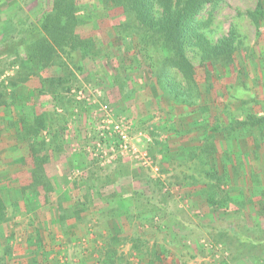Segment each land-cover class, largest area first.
<instances>
[{"label": "rangeland", "instance_id": "rangeland-1", "mask_svg": "<svg viewBox=\"0 0 264 264\" xmlns=\"http://www.w3.org/2000/svg\"><path fill=\"white\" fill-rule=\"evenodd\" d=\"M82 2L83 17L89 16L94 23L104 21L105 29L109 27V36L101 41L103 51L84 55L75 50L71 56L60 51L59 63L42 68L39 77L28 76L24 86L43 88L49 78L70 75L71 92L61 86L56 90L46 87L48 93L36 91L21 110V82L17 84L16 105L9 108V114L4 107L6 116L47 113L48 125L41 137L53 143L47 151L48 161L60 182L72 189L70 196L64 187L57 207L64 208L69 197L77 200L64 208L60 232L41 228L57 239L45 243L53 247L45 251L39 247L38 211H28L19 201H25L24 195L15 198L12 191L14 202L6 204L0 222V264H95L105 240L114 234L121 236L116 247L128 264H146L147 255L155 250L161 264H252L253 253L236 240H214L215 225L240 214L250 225L258 220L264 226V184L259 183H264V133L258 126L232 130L228 123L232 117L248 120L251 114L264 116V23L261 33L248 14L256 9L258 0H223L212 12L205 28L208 38L216 43L233 31L237 51L233 63L215 68L202 65L200 53L189 51L201 92L193 106L162 95L148 62L133 50L126 51L132 38L119 40L115 36L110 26L118 14L112 9L106 14L109 0ZM51 3L0 0V82L8 83L12 77L20 80L11 44L31 36L34 30L39 36L40 20ZM209 9L201 17H210ZM8 27L15 31L7 34ZM4 35L8 38L2 42ZM57 93L63 98H56ZM107 114L130 121L133 136L143 131L151 138L137 145L149 152L158 171L129 157L108 163L94 154L98 142L110 154V145L117 141L99 130ZM219 139L224 146L222 142L217 145ZM211 143L217 150L209 154L205 150ZM232 147L237 149L236 155H231ZM222 153L224 163L218 159ZM210 194L221 206L209 202ZM92 207H97L93 212L99 217L94 214L83 220L82 213ZM42 222L50 224L46 219ZM81 224H85L81 232L74 234ZM34 246L37 252L29 253Z\"/></svg>", "mask_w": 264, "mask_h": 264}, {"label": "trees", "instance_id": "trees-1", "mask_svg": "<svg viewBox=\"0 0 264 264\" xmlns=\"http://www.w3.org/2000/svg\"><path fill=\"white\" fill-rule=\"evenodd\" d=\"M82 1L84 0H52L50 7L40 20L41 25L37 29L39 36L34 30L31 31V36L34 34L32 37H25L20 42H12L11 45H14L12 50L16 53L14 62H17L20 68L17 71L19 75L17 78L20 80H17L16 77L10 78L8 83L13 87H10L5 80L0 82V105L6 107L8 114L10 113L9 108L16 105L17 84L21 82H23L21 92L23 105L31 101L36 91L39 95L48 93L46 87H53L56 90L61 86L65 91L71 92L73 85L68 79L70 75L68 78L67 76L49 78L48 82L44 81L47 83H43V88L35 89V87L32 88L33 86H24V82L27 84L30 80L28 76L34 74L39 77V71L42 68L59 63L58 53L60 51L69 56L75 50H81L84 55L103 51L104 43L101 41L109 36V27L105 29L107 23L104 21L103 23L98 21L96 24L91 21L89 16L87 18L84 16V18L80 14L82 4H85ZM222 1L109 0L110 5L106 14H109L108 11L111 9L118 14L116 22L110 27L119 40L126 36L132 38L131 46L126 47V51L129 53L133 50L143 57L145 63L148 62L158 91L171 100L193 106L197 103L201 92L197 66L192 61L189 51L194 50L195 53H200L201 64H209L213 68L219 65L229 66L233 63L237 51L233 31L220 38L216 43L210 41L205 32V28L210 23L212 12ZM209 7L210 17H201L203 11ZM248 14L260 29L264 23V0H258L256 9L249 11ZM260 30L262 33V29ZM12 31L15 29L8 27L6 33L10 34ZM7 38L4 35L2 42H5ZM70 72L74 75L72 71ZM207 72L209 71L207 70ZM206 80H209V77H206ZM61 96L57 93L56 98L62 99ZM32 106L34 105L32 104ZM15 115L17 116V114ZM248 118V120H242L232 117L228 123L232 130L241 129L244 126H258L264 133V116L251 114L248 115ZM13 125L17 128L18 137L26 139L30 148V158L33 164L32 182L23 187V192L28 211H35L48 204L49 193L54 191L45 170V164L49 160L47 151L53 143H47L41 137V131L48 125L47 113L42 111L37 114H23L22 117L20 116L19 122L16 121ZM216 150L217 147L211 143L205 151L211 154ZM255 175L258 174L255 173ZM217 181H221L219 176ZM215 186L216 184L213 185V188ZM213 195L208 196L209 202L212 205L221 206V202L215 200ZM5 207L6 204L0 193V222L3 220ZM58 208L60 216L65 219V207L58 204ZM113 212H115L114 209ZM235 212L237 211L235 210ZM80 213L81 210L78 214L80 215ZM239 213L242 211L239 210ZM245 219V216L240 214L238 217H230L226 223L215 225L217 236L214 241L236 240L248 253H253L250 259L252 264H264V226L258 220L250 225ZM120 238L121 236L114 234L105 240L104 247L99 253L100 257L95 264H128L116 247V242ZM133 245L134 248H137L135 244ZM147 256L146 264H161V256L157 250Z\"/></svg>", "mask_w": 264, "mask_h": 264}, {"label": "crops", "instance_id": "crops-1", "mask_svg": "<svg viewBox=\"0 0 264 264\" xmlns=\"http://www.w3.org/2000/svg\"><path fill=\"white\" fill-rule=\"evenodd\" d=\"M19 108H24L25 105L22 104V99L19 98ZM5 106H0V190L1 191V197L5 204H11L14 202V198L11 196L12 191L16 192L15 198H21L24 195L23 187L30 184L32 182V176H31V169L33 167L31 152L30 148L28 146V141L26 139H23L22 137H18V131L16 126L13 124L17 121L19 122L20 116L23 115L22 112H18L17 116L13 115H4V108ZM212 136V135H210ZM222 139H219L217 141V145L220 144ZM222 145L224 146V143L222 142ZM236 150L234 147L230 149V152H234L231 155H236ZM226 151V149H224ZM221 152V151H220ZM195 154V153H194ZM211 157V156H210ZM219 161L221 160L223 163L226 161L224 153H222V157H218ZM218 161V160H217ZM262 169V167H260ZM259 169L258 171H260ZM45 170L52 182V187L54 191L49 193V202L48 204L38 208L36 211L38 217V223L36 224V227L38 228L37 231H39V236L42 238V241H39V247L41 245V249H46L48 251L53 250V247L47 245L45 246V243H55L57 242V239L53 237L54 233H49L47 229H41L45 228L47 226L49 229L51 228V231L54 232H60V210L57 207V200L58 195L63 193L64 187L65 189L70 190V196H72V189H70V185L63 184L60 182L59 175L57 174V170L52 166L51 160L48 161L45 164ZM262 172L264 170L262 169ZM262 182V181H261ZM260 184H264L261 183ZM264 182V181H263ZM58 188L60 189V193H58ZM10 192V194H9ZM11 197V198H10ZM71 198V200H70ZM77 199L69 197L68 202L64 203L65 208L68 207V205H71L73 202H75ZM20 203L25 205L24 198L19 200ZM97 207H92L88 211H84L82 213L81 218L84 220L87 217L93 216L94 214L97 216L96 213L93 212V210ZM248 212L250 213V209H248ZM99 217V215L97 216ZM44 219L46 221L50 222V224H45L42 222ZM42 220V221H41ZM72 220V219H71ZM70 220V221H71ZM42 222V223H41ZM85 224L79 225V227L75 228L74 234L77 235V233L81 232L82 227H84ZM42 226V227H41ZM80 229V230H79ZM47 230V231H46ZM128 233V232H127ZM73 234V235H74ZM51 237V239H50ZM37 246L31 247V251H28L29 253L35 254ZM38 248V247H37ZM34 250V251H33ZM38 251H40L38 249Z\"/></svg>", "mask_w": 264, "mask_h": 264}, {"label": "built area", "instance_id": "built-area-1", "mask_svg": "<svg viewBox=\"0 0 264 264\" xmlns=\"http://www.w3.org/2000/svg\"><path fill=\"white\" fill-rule=\"evenodd\" d=\"M106 112L109 113L108 111ZM99 130L104 137L107 135L114 136L117 138V141L110 145V154H108L107 151L102 150L101 142H98L97 150H100V152L96 150L94 153L96 156L103 158L104 161L108 163L113 162L118 157H129L137 160L141 165L147 168L158 171V167L154 165V161L149 152L145 149L139 148L137 145L144 138L147 140H151V138L143 131H140L133 136L132 124L130 121L124 118L115 120L112 116L107 114V116L100 121Z\"/></svg>", "mask_w": 264, "mask_h": 264}]
</instances>
